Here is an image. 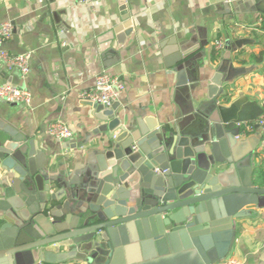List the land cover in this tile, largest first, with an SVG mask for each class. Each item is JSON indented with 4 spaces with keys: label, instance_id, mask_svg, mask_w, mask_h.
I'll list each match as a JSON object with an SVG mask.
<instances>
[{
    "label": "crops",
    "instance_id": "obj_1",
    "mask_svg": "<svg viewBox=\"0 0 264 264\" xmlns=\"http://www.w3.org/2000/svg\"><path fill=\"white\" fill-rule=\"evenodd\" d=\"M263 2L0 0V24L12 22L15 28L4 47L17 56L31 54L26 78L0 64V87L9 84L32 93L31 106L0 99V119L38 143L39 167L51 193L57 194L56 180L70 178L84 166L85 156L96 151L101 141V135H95L103 124L97 120V105L79 95L92 90L97 76L106 72L126 87L117 100L123 120H152L160 128L182 127L197 133L208 126L205 116L220 107L226 129H239L238 137L249 139L255 148L254 175L264 185V177L257 173L264 174L261 132L256 126L244 134L237 126L242 118L256 121L255 107L264 108ZM117 29L112 51L105 55L99 39ZM238 39L254 43L238 49ZM217 41L224 42L222 50L216 48ZM229 44L233 49L226 57ZM175 48L188 55L186 70L176 63ZM217 72L223 74V93L216 105L210 87ZM52 123L68 125L73 137L51 138L47 131ZM78 202L73 201V206ZM235 232L229 257L242 264H264V209L238 221Z\"/></svg>",
    "mask_w": 264,
    "mask_h": 264
},
{
    "label": "water",
    "instance_id": "obj_2",
    "mask_svg": "<svg viewBox=\"0 0 264 264\" xmlns=\"http://www.w3.org/2000/svg\"><path fill=\"white\" fill-rule=\"evenodd\" d=\"M118 31L99 39L105 55ZM252 43L238 39L235 45ZM173 50L186 70L188 55ZM222 77L217 72L210 87L216 105ZM96 107L103 123L95 131L98 148L70 178L56 180L57 194L39 167L38 143L0 119V264H214L228 258L237 222L264 209L250 140L226 129L218 106L197 133L120 119V102Z\"/></svg>",
    "mask_w": 264,
    "mask_h": 264
},
{
    "label": "built area",
    "instance_id": "obj_3",
    "mask_svg": "<svg viewBox=\"0 0 264 264\" xmlns=\"http://www.w3.org/2000/svg\"><path fill=\"white\" fill-rule=\"evenodd\" d=\"M82 3H89L91 0H80ZM15 28L12 22H3L0 24V64L6 66L9 70L17 69L21 72L23 78H26L31 72L30 58L31 54H22L17 56L8 51L4 45L11 40ZM224 42L217 41L216 48L222 50ZM95 87L90 91H83L79 97L82 100L92 102L96 105H107L111 107L117 102L120 95L125 91V85L119 79L112 77L106 72L100 73L95 81ZM0 99L8 104L31 106L32 93L28 89H19L13 85L4 84L0 87ZM237 126L244 134L253 132L257 126L263 137L264 146V113L256 121H238ZM47 134L57 140H69L73 137L72 129L64 123H52L48 127ZM214 264H242L241 261L233 258H225Z\"/></svg>",
    "mask_w": 264,
    "mask_h": 264
},
{
    "label": "trees",
    "instance_id": "obj_4",
    "mask_svg": "<svg viewBox=\"0 0 264 264\" xmlns=\"http://www.w3.org/2000/svg\"><path fill=\"white\" fill-rule=\"evenodd\" d=\"M245 113H246V111H245ZM264 113V108H258V107H255V112H254V116L256 117V118H259V116H261L262 114ZM246 115V114H245ZM244 117V116H243ZM246 118V117H245ZM244 120H246V119H244ZM243 120V118H242V121H244ZM258 173V175L261 177V178H263L264 177V174H262V173H259V172H257Z\"/></svg>",
    "mask_w": 264,
    "mask_h": 264
}]
</instances>
